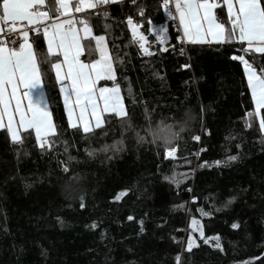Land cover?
Returning <instances> with one entry per match:
<instances>
[{"label":"trees","instance_id":"trees-1","mask_svg":"<svg viewBox=\"0 0 264 264\" xmlns=\"http://www.w3.org/2000/svg\"><path fill=\"white\" fill-rule=\"evenodd\" d=\"M162 2L138 0L143 17L130 0L86 12L93 35L105 36L115 83L134 125L123 136L118 118L87 138L82 129L69 127L51 67L57 60L43 62L44 37L31 32L57 135L50 137L53 146L42 150L33 130L22 132L19 144L0 129V264H264V131L259 117L245 124L255 105L244 65L232 58L243 55L259 73L264 54L245 53L237 41L184 48L173 21L168 23V50L141 54L127 17L147 31L149 20L164 21ZM220 6L218 21L229 28L226 5ZM94 55L85 51L83 58L90 62ZM173 116L186 121L171 145L176 158L166 157L163 143H152L151 135L137 140V132L145 136L149 121L155 127L171 123ZM195 135L199 141L192 139ZM105 145L108 150L101 151ZM85 149L97 151L90 157ZM229 156L237 159L225 164ZM72 174L79 179L70 180ZM186 174L191 177L184 179ZM125 190L119 201L113 199ZM193 219L203 237L192 231ZM93 222L96 228L90 227ZM189 235L195 241L191 251Z\"/></svg>","mask_w":264,"mask_h":264},{"label":"snow or ice","instance_id":"snow-or-ice-1","mask_svg":"<svg viewBox=\"0 0 264 264\" xmlns=\"http://www.w3.org/2000/svg\"><path fill=\"white\" fill-rule=\"evenodd\" d=\"M123 2L124 0H71L72 6H70V0H48L47 4L46 0H0V129L6 128L12 142L22 144L24 137L21 133H30V130H34L36 143L43 150L46 146L48 148L53 146L54 142L50 137L57 135V126L53 123L42 90L37 55L33 43L29 42L30 32L39 34L41 30L47 43V55L42 58L43 62L50 63L49 57H54L58 61L51 63V67L55 70L56 81L61 85L60 91L64 96L69 127L77 131L82 129L87 138L89 134L94 133V129L103 131L106 122L118 118L122 136L124 132L134 130L131 116L121 96L120 86L115 83L113 57L109 54L105 36L93 35V29L89 24L90 14L85 12L86 9H99ZM130 3L138 7L139 15L143 17L144 8L138 6V0H130ZM172 3L175 14H178V27L182 29V35L176 37L181 43L203 44L210 42L208 37H211L212 41L221 44L237 41L245 53L264 54L262 0H223L227 8L229 28L218 21L216 10L222 12L223 8L216 0H163V8L175 19L176 16L171 11ZM73 9L75 13H84V16H73ZM103 15L107 17L108 12L104 11ZM148 22L152 24L151 20ZM127 23L131 29L133 42L139 45L142 54L154 56L155 53L150 51L151 42L140 30L142 25L134 23L131 15L127 17ZM150 31L153 32L155 41L160 46L159 51L166 52L168 49L164 45L168 43V28L160 26L150 28ZM84 40L87 42L82 43ZM93 40L94 47L91 43ZM85 51L89 57L93 53H98L99 58L85 63L81 59ZM61 55L62 61L59 60ZM232 58L244 65L247 88L255 105V112L246 114L248 119L245 124L250 126L251 120L259 117L260 129L264 131V115L261 112L264 110V66H261L258 73L243 55ZM102 80L113 81V86L97 87L98 82ZM9 88L11 94L6 99ZM24 100H27V104L22 106ZM147 115L146 112V117ZM5 118L7 123L4 122ZM169 119L172 120L171 123L161 121L155 127L149 121L145 136L137 132L136 137L139 142H144L146 136L151 135L152 143L158 141L163 143L166 157H174L177 148L171 145L185 131L186 121H177L174 116ZM192 139L199 141L200 136L195 135ZM112 147L116 151L120 150L116 145ZM107 150V145L101 149V151ZM65 151H68L67 147ZM85 151L91 157L97 150L85 149ZM72 159L75 158L69 156V160ZM236 159V156H229L224 163ZM62 171L65 174L70 172L67 164H64ZM69 179L78 180L79 176L72 174ZM171 179L173 183H179L175 177ZM126 194L127 190L119 192L113 199L119 201ZM80 199V207L84 208L83 197ZM234 199L235 197H232L226 201L224 206L227 207ZM201 212L202 215H209L202 210ZM128 219L131 220L132 217L129 216ZM90 227L96 228L97 224L93 222ZM191 227L193 232L198 231L201 237L204 236L202 227L196 219L192 220ZM232 227L237 228L238 225L234 223ZM216 240L215 247L219 248V238L217 237ZM204 242L208 243V240L205 239ZM194 243L193 236L189 235L188 251H191ZM177 260L179 261V256Z\"/></svg>","mask_w":264,"mask_h":264},{"label":"rangeland","instance_id":"rangeland-1","mask_svg":"<svg viewBox=\"0 0 264 264\" xmlns=\"http://www.w3.org/2000/svg\"><path fill=\"white\" fill-rule=\"evenodd\" d=\"M216 2H217L219 5H224V4H223V0H216ZM165 14H168V13L165 11V13H164V21H163L162 23H153V22H152L151 25L149 24V26H148V30H147V31H144L143 23H139V22H137V21H135V20L133 19V22H134V23L142 25V27H141L140 30L143 31V32L146 34V36L148 37L149 41L151 42L150 51H152V52H154V53H155V51H156L160 46H159L158 42L155 41V37L153 36V32L150 31V28H159L160 26H164V27H167V28H168V23H169V21L166 20ZM178 22H179V21H178ZM127 27H128V30H129V34H130L131 40L133 41V39H132V35H131V29H130V27L128 26V23H127ZM179 30H180V33H181V35H182V29L179 28ZM134 44H135V45L137 46V48L139 49V45H138L137 43H134ZM94 45H95V41H94ZM164 47H167V44L164 45ZM139 51H140V49H139ZM140 53L142 54L141 51H140ZM143 55H144V54H143ZM98 58H99L98 53H95L94 57H92L91 60H93V59H98ZM90 62H91V61H90ZM102 81H103V80H102ZM100 82H101V81L98 82L97 87H112V86H113V85H110V86H107V85H99ZM121 96H122V95H121ZM170 158H175V156H174V157H170ZM190 177H191V176H190L189 174H186L184 179H188V178H190Z\"/></svg>","mask_w":264,"mask_h":264},{"label":"crops","instance_id":"crops-1","mask_svg":"<svg viewBox=\"0 0 264 264\" xmlns=\"http://www.w3.org/2000/svg\"><path fill=\"white\" fill-rule=\"evenodd\" d=\"M48 3V0H46V4ZM70 6H72V4H71V0H70ZM46 10V9H45ZM94 9H86L85 10V12H89V11H93ZM84 13H75L74 12V9H73V13H72V15L73 16H76V17H82V15H83ZM63 18V17H62ZM179 21V19H178V14H177V22ZM178 25H179V22H178ZM41 33H42V35H43V31L41 30ZM208 40L210 41V42H208V43H217V42H215V41H212V38L211 37H208ZM29 42L30 43H32V41H31V32H30V34H29ZM45 43H46V41H45ZM82 43H84V41H82ZM188 44H190V43H188ZM204 44V43H203ZM33 48H34V46H33ZM46 48H47V43H46ZM35 51V50H34ZM83 56H84V54L81 56V59L85 62V63H90V62H88V61H86L84 58H83ZM60 61H62L63 60V56L61 55L60 56V59H59ZM56 62H58V61H56ZM38 66H39V64H38ZM40 68V67H39ZM54 70V69H53ZM41 72V71H40ZM54 73H55V70H54ZM41 77H42V74H41ZM59 86H60V88H61V85L59 84ZM42 90H43V92H44V96H45V99L47 100V106H48V110L50 111V113H51V117H52V120H53V116H52V112H51V108H50V105H49V102H48V99H47V95H46V90H45V87H44V83H43V80H42ZM23 91V89H21V92ZM61 92V91H60ZM11 94V89L9 88L8 89V91H7V93H6V99L8 98V96ZM61 96H62V100H63V103H64V96H63V93H61ZM27 104V100H24L23 101V103H22V106L23 105H26ZM12 106H13V108L15 107V102L13 101L12 102ZM65 106V105H64ZM66 110V109H65ZM66 115H67V111H66ZM67 118H68V115H67ZM17 120H18V117H17ZM5 123H7V120H6V118H5V121H4ZM53 123H54V120H53ZM78 127H79V125H78ZM6 129V128H5ZM34 131V130H33ZM175 158H176V153H175Z\"/></svg>","mask_w":264,"mask_h":264},{"label":"built area","instance_id":"built-area-1","mask_svg":"<svg viewBox=\"0 0 264 264\" xmlns=\"http://www.w3.org/2000/svg\"><path fill=\"white\" fill-rule=\"evenodd\" d=\"M162 5H163V2H162ZM103 7H104V6H103ZM94 10H98V9H94ZM171 11H172L173 15L176 16V18L173 19L172 16H170L169 14H165L166 20H167V21H173V22H176L177 25H178V22H177V14H175L174 3H172V5H171ZM183 44H184V48H185V46L187 45V43H183Z\"/></svg>","mask_w":264,"mask_h":264}]
</instances>
